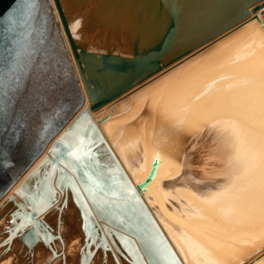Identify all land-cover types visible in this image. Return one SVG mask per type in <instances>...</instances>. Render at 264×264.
<instances>
[{
    "label": "bare ground",
    "instance_id": "1",
    "mask_svg": "<svg viewBox=\"0 0 264 264\" xmlns=\"http://www.w3.org/2000/svg\"><path fill=\"white\" fill-rule=\"evenodd\" d=\"M59 1L78 49L143 56L174 21L172 35L159 69L90 111L96 128L89 136L99 137L96 149L116 178L108 218L101 220L86 195L74 199L65 189L36 216L50 230L48 244L25 242L30 225L12 230L10 220L16 228L22 222L17 206L32 209L17 190L32 194L40 186L53 139L0 196V264H130L136 237L122 230L126 214L158 244L159 264H264V136H253L264 135V3L251 11L264 0ZM39 2L30 34V48L39 50L27 69L33 86L42 80L56 91L67 70L63 46L82 108L89 107L55 2ZM19 100L11 109L23 111L29 141L37 124L26 120L28 101Z\"/></svg>",
    "mask_w": 264,
    "mask_h": 264
},
{
    "label": "water",
    "instance_id": "2",
    "mask_svg": "<svg viewBox=\"0 0 264 264\" xmlns=\"http://www.w3.org/2000/svg\"><path fill=\"white\" fill-rule=\"evenodd\" d=\"M56 8L58 10L62 25L67 35L72 54L75 62L77 63L79 74L83 83L84 92L89 102V107L82 108L84 101V93L79 87L75 76L70 72V64L65 57V48L60 47V51L64 56L63 63L67 66V70L62 75V79L55 92H50L49 84L44 81H38L33 86L31 80L32 74L29 70L23 75L22 80L17 87L16 81L10 79L8 76L4 77L3 84V101L4 112L0 116V128H3V132L0 133V196H2L19 177L20 169L27 168L44 150L50 141L53 142L48 148V152L56 148L61 138L66 134L70 125L84 117L81 121L80 133L87 131L88 136L96 128V124L93 122L90 111L95 110L109 101L113 100L121 93L126 91L134 82L140 78L152 73L160 68V51L162 46L170 39L172 35L171 22L163 38L159 43L147 54L143 56H120L113 53H102L91 51L87 49H78V46L71 35L68 22L66 20L65 13L59 0H54ZM39 0L37 5L39 6ZM263 2L255 4L252 8V12H256L263 6ZM243 17L247 16L249 11L247 6L243 7ZM38 7L32 14L31 19L28 22L27 27H23V6L21 0H0V53H4L5 46L9 49L13 48V39L19 38L24 46L27 54L32 57L35 56L39 49L34 50L30 48V34L34 26V14H38ZM39 26L42 32L46 29V15L41 13L38 16ZM15 27L16 32H12L11 29ZM51 27V25H50ZM24 32H28L29 35L25 38ZM39 40L44 44L43 36L40 34ZM34 53V54H33ZM162 54V53H161ZM2 59V57H0ZM32 61V59H31ZM32 82V83H31ZM33 86V90L31 91ZM19 98L21 101L26 99L28 106L25 108L27 119L29 124L35 126L34 137L32 134L29 141L26 140L22 130L27 127V123L19 118L20 113L12 112V105ZM20 100L17 105L20 106ZM31 105L35 106L30 107ZM22 110V108L20 109ZM11 119H16L12 122ZM66 128L63 132L56 137L58 132ZM53 130H56V134L53 136ZM48 156H44V160H51ZM19 173V174H18ZM16 176V177H15ZM149 177V176H148ZM147 177V179H149ZM130 192H134L133 186L129 187ZM20 193V189L17 190ZM41 211V210H40ZM30 213L35 217L37 213ZM41 238L44 243L48 244L50 241V234L48 232L40 233L39 237L33 235V229H30L25 234L24 240L27 244L31 245L34 241Z\"/></svg>",
    "mask_w": 264,
    "mask_h": 264
},
{
    "label": "snow or ice",
    "instance_id": "3",
    "mask_svg": "<svg viewBox=\"0 0 264 264\" xmlns=\"http://www.w3.org/2000/svg\"><path fill=\"white\" fill-rule=\"evenodd\" d=\"M21 4L23 6L21 26L27 27L32 14L38 7L37 0H21ZM11 31L16 32V28L13 27ZM28 35V32L23 33L25 38ZM12 43L14 47L11 49L5 46L4 52L7 55L0 53V57H2L0 59V116L4 112V77L8 76L10 79H14L17 87H19L23 75L31 64V56L26 53L21 40L16 38L13 39ZM86 115L69 126L58 146L51 150L52 159L43 162L42 167H46L48 171L43 180L38 181L40 186L36 191L32 194H26L24 189L20 190V195L32 208V213L38 214L41 208L47 209L55 206L60 195H67L65 189H70L74 199L86 195L87 199L94 205V209L101 220H106L110 215V210L106 207L109 203L107 197L114 193L116 178L113 174V168L102 162L96 149L99 137L92 139L90 136H81L80 134L81 121L85 119ZM3 131V128H0V133ZM55 134L56 130H53L52 135ZM38 173L39 169L34 170L30 175L37 176ZM57 189L60 190L59 193ZM17 207L21 210L19 215L22 222L19 228H16V220H10L14 226L13 231H20L29 225L36 237H39L41 231H50L45 224L37 221L31 213L23 211L25 205H18ZM120 224L130 236L136 237L135 240L130 241V246L136 253L134 258L130 257V264H159L161 257L158 244L140 235L139 229L130 218L121 220ZM105 231L108 229L106 228ZM116 260L117 257H114V261Z\"/></svg>",
    "mask_w": 264,
    "mask_h": 264
},
{
    "label": "rangeland",
    "instance_id": "4",
    "mask_svg": "<svg viewBox=\"0 0 264 264\" xmlns=\"http://www.w3.org/2000/svg\"><path fill=\"white\" fill-rule=\"evenodd\" d=\"M253 136H257V137H256V140L258 141V139H259L260 137L264 136V135H259V133L256 132L255 134H253ZM252 142H256V141H252ZM127 215H128V214L124 215V218H125V217H128ZM124 218H123V220H124ZM125 219H126V218H125ZM127 219H129V218H127ZM131 220H132V219H131ZM121 227H122V226H121ZM122 230L124 231V234L126 235V233H125V232H126V231H125L126 229L122 228Z\"/></svg>",
    "mask_w": 264,
    "mask_h": 264
}]
</instances>
